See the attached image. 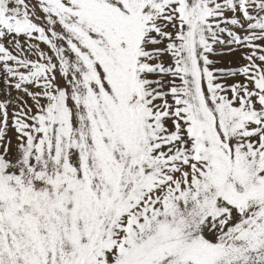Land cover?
Listing matches in <instances>:
<instances>
[{
    "label": "snow or ice",
    "instance_id": "obj_1",
    "mask_svg": "<svg viewBox=\"0 0 264 264\" xmlns=\"http://www.w3.org/2000/svg\"><path fill=\"white\" fill-rule=\"evenodd\" d=\"M0 264H264V0H0Z\"/></svg>",
    "mask_w": 264,
    "mask_h": 264
}]
</instances>
